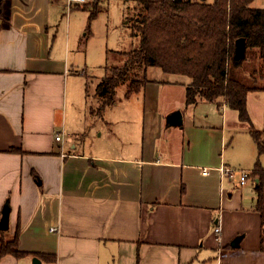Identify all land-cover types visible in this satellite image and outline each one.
<instances>
[{
    "label": "crops",
    "instance_id": "crops-1",
    "mask_svg": "<svg viewBox=\"0 0 264 264\" xmlns=\"http://www.w3.org/2000/svg\"><path fill=\"white\" fill-rule=\"evenodd\" d=\"M61 5L0 0V245L18 233L26 254L0 264H264L254 181H240L257 165L226 156L230 109L187 106V79L148 71L141 103L121 94L103 109L104 135L78 102L89 60Z\"/></svg>",
    "mask_w": 264,
    "mask_h": 264
},
{
    "label": "trees",
    "instance_id": "trees-1",
    "mask_svg": "<svg viewBox=\"0 0 264 264\" xmlns=\"http://www.w3.org/2000/svg\"><path fill=\"white\" fill-rule=\"evenodd\" d=\"M130 1L134 3L133 21L128 20V24L139 44L130 52L115 54L119 65L106 66V75L95 90L102 103L100 110L114 103L120 86H126L128 98L141 92L151 83L149 69L158 68L167 75L188 79L187 106L201 101L218 109L226 106L236 111L241 121L251 122L248 94L264 87L253 76V85L244 83L235 68L239 62L237 42L244 39L245 49L262 63L257 72L264 78V8L251 7L255 0H214L211 4L204 0ZM100 12H91L89 30ZM250 178L254 181L255 209L261 217L260 249L264 252V169L257 166ZM6 255H26L19 249L18 233L1 242L0 259Z\"/></svg>",
    "mask_w": 264,
    "mask_h": 264
},
{
    "label": "rangeland",
    "instance_id": "rangeland-1",
    "mask_svg": "<svg viewBox=\"0 0 264 264\" xmlns=\"http://www.w3.org/2000/svg\"><path fill=\"white\" fill-rule=\"evenodd\" d=\"M204 1L208 4L214 2V0ZM61 2L62 11L66 14L63 20L65 21L69 18L71 20L72 29L81 33V50L89 60L88 65L86 64L87 67L85 66L83 69L84 72L86 71L85 76L83 75L84 91L81 93L82 98L79 97L78 102L81 107L84 108L85 112L88 111L87 117L89 119L97 118V120L101 122L99 126L105 135L107 127L105 122H103L104 116L103 113H101L103 110H100L102 103L96 96L95 90L106 75V66L113 67L119 65L118 61H116L115 54L130 52L139 44V39L133 35L131 26L128 24V20L129 22L133 21L132 11L134 3L130 0H93L91 3L83 5L80 8L73 7L72 9H68L65 7L67 0H61ZM251 7L264 8V0H255ZM94 9H99L101 12L98 14L97 18L91 22L89 30V18ZM119 59L122 58L120 57ZM261 64L262 63L259 62L258 59L252 57L250 52L245 49L239 62L235 63V68L242 75L246 85H253V76L258 80V85L264 87V78L259 76L257 72L259 68L262 70L263 65ZM243 66L245 67L243 68ZM153 72H157V74ZM149 76L155 77L153 81H161L166 85L174 82H182L184 80L181 76L167 75L158 68H151L149 70ZM126 90L127 88L125 85L120 86L115 97L121 96V94L125 97ZM135 95H132L130 99L132 100L131 103H141L142 100L140 96ZM229 112L231 116L230 120H228L229 129H231L230 133L233 131L232 134L229 135L230 140L236 133L237 135L235 137L236 142H233V147L231 146V148H229L226 156L228 157V154L235 148L237 153H233L231 159L236 165H241V169L252 168L254 163L264 169V151L260 152L258 145H256V149L253 148L251 151L252 153L249 154L250 145L246 142L249 138L248 134H253L254 137L258 138L259 141L257 142L261 144V148H264V90L252 91L248 94V114L251 122L241 121L236 111L231 112L230 109ZM232 114L237 115L235 121L232 120ZM100 132H97L96 136H94L95 139L93 143L97 142L96 138H98ZM90 143L91 142H89V144ZM240 151L247 152L246 154H242ZM233 162L231 163L234 165ZM237 167L238 166H236V168Z\"/></svg>",
    "mask_w": 264,
    "mask_h": 264
},
{
    "label": "water",
    "instance_id": "water-1",
    "mask_svg": "<svg viewBox=\"0 0 264 264\" xmlns=\"http://www.w3.org/2000/svg\"><path fill=\"white\" fill-rule=\"evenodd\" d=\"M245 51V41L244 39H240L237 42V57L238 59L244 54ZM168 124L171 127H181L184 124L183 115L180 111L173 113L170 118L168 119ZM10 213L11 209L8 204L5 205L2 211V217L0 219V231H7L10 228ZM240 239H236L231 243L232 248L239 247ZM34 264H40L41 262L38 259H34Z\"/></svg>",
    "mask_w": 264,
    "mask_h": 264
},
{
    "label": "built area",
    "instance_id": "built-area-1",
    "mask_svg": "<svg viewBox=\"0 0 264 264\" xmlns=\"http://www.w3.org/2000/svg\"><path fill=\"white\" fill-rule=\"evenodd\" d=\"M92 1H93V0H67V7H68L69 9H71L73 6H83V5H86V4L91 3ZM61 139H62V138H61L60 135H58V136L56 137V140H57V141H60ZM221 171H222V172H225V171L231 172L229 169H226V168L221 169ZM203 174L206 175L207 172L205 171ZM249 177H250V174H248V173H242V174H241V178H240L241 185L244 186V185L247 183ZM215 232H216V233H219V232H220V228H216V229H215Z\"/></svg>",
    "mask_w": 264,
    "mask_h": 264
}]
</instances>
